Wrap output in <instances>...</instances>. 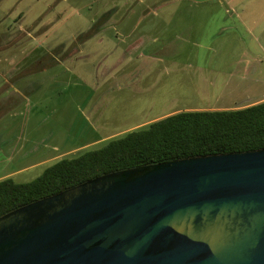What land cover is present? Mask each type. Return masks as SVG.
Instances as JSON below:
<instances>
[{
	"label": "rangeland",
	"instance_id": "374dc122",
	"mask_svg": "<svg viewBox=\"0 0 264 264\" xmlns=\"http://www.w3.org/2000/svg\"><path fill=\"white\" fill-rule=\"evenodd\" d=\"M234 8L231 0H0V179L32 181L158 115L212 106L230 71L212 65L264 46V17L248 29ZM256 66L264 77V58Z\"/></svg>",
	"mask_w": 264,
	"mask_h": 264
},
{
	"label": "water",
	"instance_id": "95a60500",
	"mask_svg": "<svg viewBox=\"0 0 264 264\" xmlns=\"http://www.w3.org/2000/svg\"><path fill=\"white\" fill-rule=\"evenodd\" d=\"M0 264H264V149L96 177L0 217Z\"/></svg>",
	"mask_w": 264,
	"mask_h": 264
},
{
	"label": "trees",
	"instance_id": "16d2710c",
	"mask_svg": "<svg viewBox=\"0 0 264 264\" xmlns=\"http://www.w3.org/2000/svg\"><path fill=\"white\" fill-rule=\"evenodd\" d=\"M96 149L62 157L29 182L0 179V217L99 176L198 157L264 149V101L236 109H185Z\"/></svg>",
	"mask_w": 264,
	"mask_h": 264
},
{
	"label": "crops",
	"instance_id": "0c3cea01",
	"mask_svg": "<svg viewBox=\"0 0 264 264\" xmlns=\"http://www.w3.org/2000/svg\"><path fill=\"white\" fill-rule=\"evenodd\" d=\"M231 2L233 6H235V8L232 10L233 14L236 13L237 17L239 18L240 15H244L243 19L248 20L247 23L244 22L247 24L248 29H256L261 27L262 31L258 34L263 37L264 25L259 27V24L264 17V0H231ZM198 28L201 29V26H198ZM223 32L224 31L221 32L222 35L225 34L226 31L224 33ZM219 34L220 32L218 31L217 36ZM261 46L263 48L262 54H254L244 50L242 54L236 58L233 54L227 53L223 58L224 62L226 63L221 64L218 61L216 67L212 65V67L217 71L220 68H225L226 70L229 68L230 71H228L226 74L227 76L223 77L218 75L220 78L223 77L222 80H220L222 89L220 91L217 90L218 95L214 100L213 105L203 108L236 109L264 101V77L256 66L257 63L262 62L264 58V46ZM213 60L214 58L212 61ZM253 65L256 67V74H253L250 71ZM259 73L261 74L260 77L258 75ZM230 88L233 89L231 90ZM228 91L229 95L226 94ZM236 93L241 94H239L237 97L235 96Z\"/></svg>",
	"mask_w": 264,
	"mask_h": 264
}]
</instances>
